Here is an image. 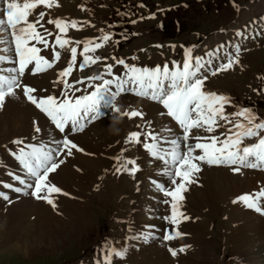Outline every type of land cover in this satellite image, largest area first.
<instances>
[{
    "label": "snow or ice",
    "instance_id": "6c2138e0",
    "mask_svg": "<svg viewBox=\"0 0 264 264\" xmlns=\"http://www.w3.org/2000/svg\"><path fill=\"white\" fill-rule=\"evenodd\" d=\"M4 4L6 6L4 17L0 18V44L7 43L6 38L10 36L15 55L14 58L0 55V64L10 63L15 66L0 69L7 73L0 75V109L3 108L6 98L15 97V90L22 89L28 102L43 113L63 134V138L59 142H54L55 147L35 146L25 144L22 140H13V144L23 145L14 155L26 171L31 183L15 176L14 178L23 188H13L10 184L4 185V187L16 193L31 189V196L37 200L43 199L55 209L56 204L51 198L53 194H68L50 182V175L56 173L65 163L63 159L65 155L72 156L73 150L83 151L69 138L68 133L83 132L86 124L93 123L100 118L101 107H109L129 120L135 117L143 120L145 113L142 110L128 111L125 109L121 112L120 107H117L118 97L129 92L142 100L147 99L162 106L165 111L160 115L170 117L182 132L180 140L168 141L171 145L169 149L161 147V137L153 132L143 130L130 132L124 141L126 145H142L151 157L162 161L166 166L165 174L170 177V182L174 185L171 190L157 185L165 197H171V200L163 201L171 209L170 215L163 219L173 226L171 232H165L163 236L165 241L184 235L178 230L179 225L182 221L190 218L181 211V201L184 199L183 193L188 190L187 185L193 183L194 175L201 171V164L230 167L237 174L241 173L242 169L264 171V119H259L254 112L247 108H241L229 114L226 112V106H230L231 101L227 96L204 91L208 76L202 75V70L206 65L211 66L212 58L225 47L224 45H220L216 51L207 52L205 55L209 57L208 60H205L204 57H193L191 49H185V58L181 65L173 62L171 66L164 64L152 68L129 65L124 59L113 56L111 59L115 65L123 67V75L114 74V65L105 64L104 72L87 78L89 81H101V83L97 85L89 83L88 87L93 90L88 94L77 96L76 93L80 92V89L69 83L68 77L77 67L78 46L83 44V48L79 52V56L83 59L78 64L82 71L101 61L102 58L95 53L112 39L111 35L104 33L93 40L73 41L67 38L68 30L80 31L81 22L60 18L48 19L46 23L54 25L58 30L54 33L42 23L45 20L44 12H40L35 21H29V16L33 15L38 6L42 5L49 9L59 7L58 0H4ZM85 10L81 6V11ZM40 29H43V32ZM100 31L104 32L103 29ZM236 35L240 36L241 33L238 32ZM48 36H54L51 45ZM36 45H43V49L51 47L52 60L41 55L42 49ZM156 47H160V45H156ZM11 50L0 49V51ZM62 51L69 52L70 59L67 61V66L57 73V79L54 81L56 84L63 85L60 96L37 97L33 95L38 92V89L23 85L22 78L29 73L38 75L53 69L60 61ZM240 51V47L236 46L235 57L227 56V62L213 68L209 74L216 76L220 72L229 71L234 65H238ZM105 75L110 78H104ZM75 83L84 84L85 81L77 80ZM221 121L224 123H220ZM228 125L230 127H227L223 138L220 135H214L218 128ZM137 127L141 128V125H137ZM193 130H201L209 135H193ZM35 131L39 132L40 128L37 126ZM169 131L171 130L169 129ZM142 136L144 139L141 138ZM253 138H256L255 143L245 145V140ZM190 139L196 142L190 144ZM147 140H150L151 143L146 142ZM181 143L186 150H181ZM126 150L122 149L121 155ZM197 150L200 151L198 155L195 154ZM117 160L119 161V157ZM128 165L132 167L128 168ZM121 170L135 176L140 169L135 160H127L116 168L117 173ZM41 193L46 194L41 195ZM0 199L8 201L9 197L0 192ZM238 202L243 203L249 209L264 214V207L261 206L264 204V189L256 193L243 194L233 201V203ZM149 238H152L151 232L144 237L145 240ZM185 247L180 248L179 252H183ZM126 251L127 249H115L109 245L104 250L102 264H113L114 257L123 259ZM168 251L174 258L178 254V251L173 248H169Z\"/></svg>",
    "mask_w": 264,
    "mask_h": 264
},
{
    "label": "bare ground",
    "instance_id": "6f19581e",
    "mask_svg": "<svg viewBox=\"0 0 264 264\" xmlns=\"http://www.w3.org/2000/svg\"><path fill=\"white\" fill-rule=\"evenodd\" d=\"M262 1L264 0H261L262 5H264ZM0 3V18H3L4 14L2 16V13L4 12L6 6L4 4V0H0ZM58 3L60 5L59 7H53L51 9L47 8L49 9L48 14L50 15L51 19H64L67 12L70 10L73 11L74 9V2H72V0H58ZM55 12L58 14L54 15L53 13ZM39 13L40 12H38V10L34 12L33 15L29 16V21H35L36 16ZM48 14L47 16H45V20L42 21V23H44L46 28L55 33L58 31L55 29V26L46 23V21L50 19ZM241 15L244 16L245 13L242 12ZM254 16H256L255 18L259 20L257 22V27L251 28V26H247V28L243 30V36L245 37L243 41L238 40V37L236 36V33H238V29L234 30L231 36L233 39L231 41L233 52L235 51L236 46H239V43L247 40V36L253 37L256 34L259 35L264 29V14L263 16H261V14H257ZM248 21L244 22L248 24L250 23V21ZM40 31L43 32V29H40ZM235 37L237 38L235 39ZM6 39L8 40V42L0 44V49H12L11 51H4L7 52V56L11 58L15 55L14 46L10 42V36ZM48 41L52 43L54 41V36H48ZM33 43L35 42L33 41ZM210 45L212 46L207 52L216 51L220 46V44H217V42H214ZM223 45L226 46V43ZM36 46L40 47L42 49V52L46 54L45 56L41 52V55H43L50 61L52 60L51 47H49L48 49H43V45ZM82 48V46L78 47L77 67L73 70L72 75L68 77L69 83L72 84L75 83L73 81L74 73H77V71L79 70L78 64L83 59L79 56V52ZM207 52H202L200 55H193V53L191 54L193 57H204L205 60H208L209 57L205 55ZM224 53H228L229 55V53L232 52L229 50L226 51V47H224L216 53V56L220 57V55L222 54V57H220L219 59L221 61L226 60L227 58L225 59V57H223ZM153 58H156L155 63H151V66L149 68H152L156 65L163 66L164 64H169L171 66L173 63V61H162L163 63L160 64L158 57L154 55ZM184 58L185 53L180 57L179 60L175 61L176 64L181 65ZM69 59L70 53L62 51L61 59L56 63L58 64V67H55L52 70H48L38 75H31L30 73L26 74L25 77L22 78L21 83L23 85H28L38 89V92L33 94L37 97H46L48 95L59 97L63 85L56 84L54 83V81L57 79V73L59 71H62L67 66V61ZM125 62L129 65H135L137 67H146L144 66V63H139L138 61L132 62L129 60H125ZM117 67L118 65H115L113 69ZM3 68H6V66L4 65ZM212 68L213 64H211V66L206 65L205 69L202 70V73H206V71L210 72ZM102 69L105 70L104 67ZM6 74L7 73L3 72V75ZM114 74L123 75V72H114ZM97 75H100V72L97 73ZM104 78L107 79L110 77L105 75ZM89 83H91L92 85H97L101 83V81H90L80 86H75L76 88L80 89V92H77L76 95L79 96L88 94L89 92L85 91L84 89L92 91L93 89L88 87ZM209 87L210 86L207 87L204 85V91L217 93L214 89H211ZM15 91L16 96L6 98L3 108L0 109L1 142L7 143L8 141L12 142L13 140H22L25 144L41 146L40 142L44 140V144L48 142V147H55L54 142H59L63 138V134H61L57 130H54L51 121L36 107H34L33 104L28 102V100L23 95L22 89H16ZM150 102L151 101L147 99L142 100L139 98L138 100V97L129 92L122 95L121 97H118L116 105H120V107L122 108L121 112H123L125 109H127L128 111H131L133 109L142 110L145 113V117L143 120H141L139 117H135L129 120L127 117L121 116L120 113L114 112L109 107H101L100 118L95 122L90 123L92 125L87 131L78 135L68 134L69 138L81 149H83V151L77 152L73 150L72 156L69 157L65 155L63 157L65 163L61 165L56 173L50 175V182L59 187L64 193L68 194H53L51 198L56 204L55 209L51 205L46 203L43 199L37 200L33 196L31 200L22 198L23 196H18V198H16L15 200H9V202H7V205L5 203L6 200L0 199V231L2 232L4 230H7V239L16 238V234H19L18 229L20 226H22L24 227V229H26V231L31 230L32 234L37 235L36 239L31 237L23 240L22 242H27L28 246L22 243V245L24 246L22 248H32L30 247V245H33L36 240L42 241L43 243L54 241L53 243L57 244V241L59 240V238H61V236L64 235L66 237L67 231H69V229H72V226H78L76 222L78 220L76 212L77 210H80V203L88 198L87 193L90 185L97 178H99V176H105L109 179V183L112 184L114 181V185L118 191L125 194L130 193L131 199L129 203V211H133L132 229L134 232L141 235L139 240H133L132 244H134L135 247H138L141 250L145 249L147 251H151L152 253L149 256L141 255L140 258L129 259L128 257L131 256V249L125 246V249H127L125 257L123 259L115 257L114 259L119 264H171V261L175 259L168 252L166 245L169 244V249L170 244H172V240L167 243L163 242V236L165 232H171L173 230V226L163 219V217L169 216L171 213L169 205H166L163 212L159 211L160 209H162L158 202L159 200H161V198L157 197L158 195L156 194L157 196L154 197L156 198V202H154L156 203V205H152V208L154 209H149V211L153 210V212H155V215H157L159 212L158 216L161 221L158 220V222H156L157 220H154L148 221L146 223L145 220H143L144 225L152 226L144 229L143 227L141 229L140 226H138L137 221L138 219H140V217L145 215V211H143V208L145 207L147 198L149 197V192L142 187V184L144 182H156L158 185L162 184L164 188L168 186V190L173 189L174 185L171 184L170 177L165 174L166 167L163 166L160 161H157L153 157H151L150 154L143 149L142 145L133 146L131 144L126 145L124 143L126 137L130 132H137L142 130L146 132H153L157 136L161 137V147L165 149H169L171 147L168 141L172 139L180 140L181 137L179 136V134H181V130L179 131V126L174 124L173 120L170 117H167L166 115H160L161 110L162 112L165 111L162 106L155 102H151L154 106L153 108H151ZM117 117H119L118 124L114 123ZM34 121L36 122L35 124ZM48 121L50 122V124L48 123ZM220 123L223 124L224 122L221 121ZM137 125H141V128H138ZM37 126L40 128L39 132L35 131V128ZM227 127H230V125L218 128L214 135H220L223 138V134L227 131ZM169 129L171 131H169ZM192 134L200 136L209 135L208 133L201 130H193ZM141 138L144 139L143 136ZM255 140L256 138L245 140V145H248L247 142H250V144L255 143ZM146 142L151 143L150 140H147ZM195 142V140H189L190 144H194ZM2 146H4V144ZM21 146L22 145H19L18 147ZM6 148L10 150L9 145L4 146V149ZM122 149H127L123 152V155H121ZM12 150L14 151L12 152L10 150V154L18 153V149H16V147H14V149ZM181 150H186L183 148L182 143ZM1 152L2 151H0V162L2 160ZM195 154H200V151L197 150ZM117 157H119V161L117 160ZM127 160H135L137 162V166L140 169L135 174V176H133V178L135 177L134 184L126 181V178L130 177V174L128 172H125L123 170H121V172L119 173H117L116 171L114 172V169L120 167L121 164H124ZM15 164L18 165L15 166L16 169H18L19 165L22 166L18 160L15 161ZM11 167L13 168V166ZM131 167V165H128V168ZM200 167L201 171L199 173H196L193 177L194 182L188 184V190L183 193L184 199L183 201H181V211L190 219L182 221L179 225L178 230L183 231L184 235L182 237L173 239L174 244L172 245V248L174 247L173 249H176L178 251V259L176 258V260L178 261V263L183 262V264L211 263L212 259L208 258L209 255L207 254L208 239L205 238L207 237V225L202 220L203 213L209 207L212 208L220 203H223L225 205V213L229 216H232L236 220L235 228L232 230L233 238L235 240L234 245L238 248L239 251L241 250L242 252H245L250 245H254L256 247V258L258 257V261H256V263L264 264V216H261L262 214L255 211L254 209L247 208L243 203H233V201L236 200L237 197L243 194L256 193L261 189H264V172L260 173L259 171L261 170L248 169L251 171L243 170L244 172L241 171V173L237 175L232 171L230 167L226 168L225 166H208L207 164H201ZM8 170L9 169L7 168L6 170L0 172V175H5L6 173L9 174ZM115 173V180H111V177ZM11 175L13 176V181L10 179H6V183H8V185H13V182L17 181L14 178L15 174L13 172H11ZM105 177L103 178V180L106 181L107 179ZM258 184L261 185L260 188L256 186ZM110 187L111 186L108 187L107 185V191H110ZM27 190L28 189H26V191ZM8 191L3 193L7 195ZM45 194L46 193H41V195ZM8 196H12V193H10ZM163 197V200H171V197ZM261 206L264 207V204H262ZM31 211H33L34 213H31ZM32 215L34 216L32 223L25 224V218ZM240 220H244L243 225L239 223ZM8 225H10V227H8ZM48 228L52 229L46 230ZM157 231L161 233L162 237V240L160 239L158 246L157 242L152 239L153 233H157ZM150 232L152 233V238L145 240L143 237L147 236ZM29 235L31 234L24 232L22 237H28ZM127 237L125 238V240L128 239ZM145 241L150 242L145 243ZM140 242H143V245H140L142 244ZM180 247H185V249H188L184 250L183 252H179ZM123 248L121 247V249ZM25 251L29 254L31 252L27 250ZM247 261V263L249 264L248 258Z\"/></svg>",
    "mask_w": 264,
    "mask_h": 264
},
{
    "label": "rangeland",
    "instance_id": "374dc122",
    "mask_svg": "<svg viewBox=\"0 0 264 264\" xmlns=\"http://www.w3.org/2000/svg\"><path fill=\"white\" fill-rule=\"evenodd\" d=\"M72 2H74V9L68 11L64 19L81 22V30L69 29L67 38L73 41H88L96 39L104 33H109L112 37L103 48L98 49L95 53V55L102 58L100 62L82 71L79 69L77 73H74V82L84 80L85 83L90 82L87 78L96 76L99 72L100 74L104 72L102 68H105V64L115 66V62L111 59L113 56L132 62L138 61L144 63V66L150 67L151 63H155L156 58H153L154 55L159 58L160 64L163 63L162 61L175 62L184 55L185 49H191L193 55H200L202 52L210 50L212 46L210 44L217 42L220 45L226 43V46L224 45L226 51L232 52L229 55L224 53L223 57L225 59L227 56L235 57V51L233 52L231 47V41L233 40L231 36L234 30L238 29L237 31L241 35L236 36L238 40L243 41L245 39L243 30L247 26L257 27L259 20L254 15L261 14L263 16L264 14V5H262L261 0H72ZM262 2L264 3V1ZM141 5L143 6L141 7ZM81 6L86 10L81 11ZM37 8L34 12L37 10L38 12H44L45 16L49 13V9L42 5ZM242 12L245 13L244 16L241 15ZM3 14L4 12L2 16ZM248 20L250 23H245ZM101 29L104 30L103 33L100 31ZM254 36H256L254 39L248 36L246 41L239 43L241 51L238 65H234L231 70L220 72L216 76H211L208 71H206L207 74L202 73V75L208 76L205 86H210L209 88L230 99L231 104L227 106L226 112L231 114L241 108H247L254 112L259 119H264V29L260 35L256 34ZM260 36L262 37L258 38ZM49 44L51 43L49 42ZM156 45H160V47H156ZM81 46L83 47V44L78 47ZM89 54L91 55V53ZM0 55L7 56V52L0 51ZM44 55L46 56V54ZM133 57L136 59H132ZM220 57H222V54ZM220 57L215 56L212 58L213 68L227 62V59L221 61ZM11 58H14V56ZM4 65L6 68L14 66L10 63L0 64V69H4ZM55 67H58V64ZM122 68L118 65L113 71L117 73L124 72ZM0 75H3V71H0ZM74 85L80 86L82 84L74 83ZM84 90L91 92L90 90ZM150 105L151 108L154 107L151 102ZM118 106L120 107V105ZM120 109L122 108L120 107ZM48 123L50 124L49 121ZM91 125L86 124L83 132L87 131ZM83 132L68 134L78 135ZM179 136H182V132ZM5 143L0 140V151H2L0 172L8 168L9 174L0 175V192L3 193L9 190L7 195L12 193V196H8L9 200H15L18 196L31 200L30 189L16 193L4 187V185H8L6 179L12 180L11 172L15 174L14 176H19L31 183L22 166L19 165L18 169L15 168V166H18L15 164L17 159L14 153L10 154V150L13 152L14 147L19 150V145H13L11 141ZM47 143L44 144V140L40 142L41 145L45 146H47ZM3 144L4 146L9 145L10 150L8 148L4 149ZM247 144L251 145L250 142H247ZM243 170L251 171L252 169H242L241 171L244 172ZM115 171L116 169H114ZM104 177L99 176L90 185L87 193L88 198L80 203V210H77V215L75 214L78 218L76 221L78 226H72V229L67 231L66 237L61 236L57 244L53 243L54 241L43 243L36 240L33 245H30L32 248L26 249L22 248L24 247L22 243L26 246H28V243L22 241L31 237L37 238V235L32 234L31 230L26 231L24 227L20 226L18 229L19 234H16V238L13 239H7V230L0 231V264H102L104 250L109 245L115 249H121V247L125 249V246H127L131 249L129 259L140 258L141 255H151V251L141 250L132 244V241L135 239L138 241L141 235L132 229L133 211H129L130 193H121L116 189L114 181L111 184L107 177H105L106 181L103 180ZM115 177L116 173L113 174L111 180H115ZM126 181L134 184L135 177L133 178L130 175L126 178ZM148 183L144 182L142 184L143 189L149 192V197L143 208L145 215L137 221L141 229L142 227L143 229L149 228V226L144 225L143 220L146 223L154 220H157L156 222L161 221L158 216L159 212L155 215L153 210L149 211V209H154L152 207L156 205L154 203L156 198L154 197L158 195L157 197L161 198L158 202L162 209L159 211L163 212L167 205L163 203V193L161 191L159 193L152 184L149 186ZM15 184L16 187L23 188L18 181L13 182V188ZM107 185L108 187L111 186L110 191H107ZM256 186L261 187L260 184ZM165 189L168 190V186ZM9 200L5 201L6 205ZM214 207H209L204 211L202 219L207 225V237L205 238L208 239V258L212 259L210 264H248L247 258L249 264H257L258 257L256 258V247L254 245H250L251 248L248 247L245 252L239 251L234 245L235 240L232 230L235 228L236 220L225 213V205L220 203ZM31 213L34 212L31 211ZM261 216H264V214ZM33 219V215L26 217L25 224L32 223ZM243 222L244 220H240L239 223L243 225ZM24 232L31 235L23 238ZM180 232L183 233V231ZM126 237L127 240H125ZM152 239L157 242L158 246L160 239L162 240L161 233L158 231L153 233ZM150 241H145V243ZM170 241L163 240L165 243ZM140 243L138 244L143 245V242ZM173 244L174 241L172 240L170 248ZM168 245H166L167 250ZM24 249L32 253L29 254ZM114 258L113 264H119ZM176 258L178 259V256L171 261V264H183L180 261L178 263Z\"/></svg>",
    "mask_w": 264,
    "mask_h": 264
},
{
    "label": "clouds",
    "instance_id": "9594fccd",
    "mask_svg": "<svg viewBox=\"0 0 264 264\" xmlns=\"http://www.w3.org/2000/svg\"><path fill=\"white\" fill-rule=\"evenodd\" d=\"M117 107H119V106H117ZM114 123H116V124L119 123V117L116 118V120L114 121ZM117 131H118V129H117Z\"/></svg>",
    "mask_w": 264,
    "mask_h": 264
}]
</instances>
